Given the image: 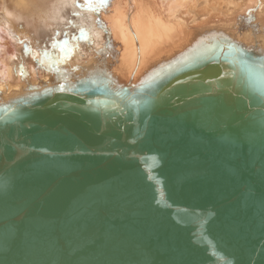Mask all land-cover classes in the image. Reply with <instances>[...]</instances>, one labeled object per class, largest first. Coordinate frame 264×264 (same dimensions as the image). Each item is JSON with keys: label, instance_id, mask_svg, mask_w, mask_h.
<instances>
[{"label": "water", "instance_id": "water-1", "mask_svg": "<svg viewBox=\"0 0 264 264\" xmlns=\"http://www.w3.org/2000/svg\"><path fill=\"white\" fill-rule=\"evenodd\" d=\"M172 60L0 106V264H264V53Z\"/></svg>", "mask_w": 264, "mask_h": 264}, {"label": "bare ground", "instance_id": "bare-ground-1", "mask_svg": "<svg viewBox=\"0 0 264 264\" xmlns=\"http://www.w3.org/2000/svg\"><path fill=\"white\" fill-rule=\"evenodd\" d=\"M83 1L0 0V106L94 83L131 89L213 38L264 53V0H101L92 12ZM72 15L90 49L65 61L43 43Z\"/></svg>", "mask_w": 264, "mask_h": 264}, {"label": "rangeland", "instance_id": "rangeland-1", "mask_svg": "<svg viewBox=\"0 0 264 264\" xmlns=\"http://www.w3.org/2000/svg\"><path fill=\"white\" fill-rule=\"evenodd\" d=\"M99 1L101 0H87L83 1L85 4H80L79 6L84 11L92 12V9L96 7V4ZM94 12L95 11H93V13ZM72 16L73 17L71 19L69 18L68 23L66 22L62 27L57 28V30H55L56 32L50 34V37L46 39V43H43L44 45L46 44L47 51L60 49L62 53L66 54L64 56L65 58H63L65 61H68L70 56H72L76 50L84 52L85 50L90 49V47L85 44V37L88 35L81 34L79 30V28H87V25L84 27L85 24H83V22L78 23V21L74 18L75 16ZM74 24H76L79 28L75 27Z\"/></svg>", "mask_w": 264, "mask_h": 264}, {"label": "crops", "instance_id": "crops-1", "mask_svg": "<svg viewBox=\"0 0 264 264\" xmlns=\"http://www.w3.org/2000/svg\"><path fill=\"white\" fill-rule=\"evenodd\" d=\"M110 1H112V0H109L108 2H110ZM98 14V13H97ZM17 62V64L18 63H20L21 62V60L19 59L18 61H16ZM21 64H19L18 66H20Z\"/></svg>", "mask_w": 264, "mask_h": 264}]
</instances>
